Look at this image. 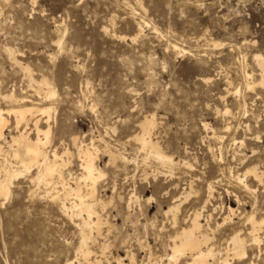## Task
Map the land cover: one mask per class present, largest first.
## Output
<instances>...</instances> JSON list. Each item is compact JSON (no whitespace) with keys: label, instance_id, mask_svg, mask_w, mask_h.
I'll return each instance as SVG.
<instances>
[{"label":"rangeland","instance_id":"obj_1","mask_svg":"<svg viewBox=\"0 0 264 264\" xmlns=\"http://www.w3.org/2000/svg\"><path fill=\"white\" fill-rule=\"evenodd\" d=\"M255 56L264 58V0H0V106L51 108L19 130L6 116L1 145L10 151L22 130L37 140L36 126L50 128L45 149L59 163L41 184L35 165L0 197V264H88L83 233L93 264H168L173 238L197 213L214 238L211 264L235 234L246 239L247 258L229 264H264V232L260 246L248 237L249 216L264 217ZM41 83L55 96L45 98L47 87L39 95ZM152 118L153 141L173 165L141 148V125ZM88 151L102 177L85 198L94 205L91 228L87 213L62 208L75 199L65 200L64 188L87 196ZM21 161L1 159L0 179ZM179 258L193 263L190 253Z\"/></svg>","mask_w":264,"mask_h":264},{"label":"bare ground","instance_id":"obj_2","mask_svg":"<svg viewBox=\"0 0 264 264\" xmlns=\"http://www.w3.org/2000/svg\"><path fill=\"white\" fill-rule=\"evenodd\" d=\"M255 60L261 71V79L259 80L260 82L259 84L264 85V58H262L261 56H255ZM246 76L248 79L251 80L253 75L246 74ZM247 85L249 90L253 89L256 86V81L248 83ZM38 87H39L38 88L39 95H42L41 92H43V90H45L44 88L47 87L46 89L47 92L44 94L45 98L48 97L51 98L55 96V93L49 88V84L41 83ZM3 100H5L8 103H12V102L14 103L16 101V98L14 95H8L5 96ZM50 112H51V108H39L35 106H24L19 108H8V109H2L0 106V160L5 159V157H7L10 154L15 158L22 159L21 165L18 164L17 167L12 168V169L15 168V170L6 169L4 179H0V197L8 196L10 193L12 182L24 176L26 173H30L31 169L35 165H40V167L42 168L41 171L39 169L40 175L38 174L39 176L35 178L39 184L43 183L44 181H48V179L52 177L55 174V172H57V169L59 168V163L57 161L58 155L54 154L55 158L53 157L54 159H50L52 156L49 158L48 152H46L45 149L46 143L51 136L50 128L46 131H42L38 128V126L35 125L38 131L37 140H33L30 138V134H27L28 133L27 129L24 132L22 130V132H19L20 134L18 136L12 138V143L10 142L11 143L10 151H5L4 147L1 145V141L5 140L4 131L10 123L7 118L8 116L14 117L16 123V129L19 130L21 125L25 123L28 124L29 118L34 117L36 114L47 115L50 114ZM155 122L156 120H154V118L146 119L144 121V123L141 125L142 133L140 134V136L138 135L139 137H137L138 141L141 144V148L147 151L149 155L153 156V158H155L159 163H161V165L166 166L171 163L173 165L171 159L166 158L158 149V145L153 141L152 136L153 134H155L154 130L155 127L157 126ZM204 127L207 128L208 126L205 125ZM42 136L43 139L41 138ZM87 155L88 158L83 166L85 170V174L80 179L81 180L80 182H85V184L90 188L87 193V196H83L80 194L82 190L79 187L77 189H72L71 187L64 188L65 200H69L68 196L71 195H74L75 199L74 202L71 203L70 208L67 207L65 203H63L62 208L66 214L73 213L75 215L80 213L78 215L82 216L83 212L87 213L89 221L87 220L84 221V227L86 226V228L87 227L91 228V225L93 223L91 221V217L92 215L95 214L94 205L89 203L88 202L89 200L86 201L85 198L88 196L94 197L97 181L99 180V178L102 177H101V171H99V169L95 164V159L93 157V154L90 151H88ZM255 178L258 180L260 179V176L256 174ZM237 179L241 184H243L244 179H242L240 176ZM244 188L250 190L249 186L247 185L246 187L244 186ZM212 195L213 194L211 192L210 198L212 197ZM174 211H175L174 209H170L168 213H173ZM229 212L230 215L225 217L224 224L227 223L230 220L231 215L234 214V210L229 209ZM200 218L201 215L197 213L195 215L194 220L192 221V224L187 228H182L173 238V246L171 247L172 254L170 253V255H168V259H167L169 261L168 264H174V262H176L178 259L180 260L179 257L187 255V253H190L191 255L193 261L192 264H211L210 260H215L217 255L215 254L216 252L213 245L214 243H212V240L214 238L211 237L212 235H210L208 231L204 232L203 230L204 225L201 224ZM248 222L250 224V232L248 233L249 235L248 237H250L249 242L251 243V245L260 246V243L263 241L261 240V233L264 232V217L260 220H257L254 215H251L248 218ZM87 240L88 237L86 233H83L82 243L79 248L80 257L82 258V261L87 262L88 264H93L90 260L91 251L90 249L87 248ZM231 245L233 246V248L227 251L225 258H222L221 260L219 259L220 260L219 264H229L230 261L228 258L230 256L236 257L239 260H243L247 258V252H246L247 241L246 239L242 238L240 234H235L233 236V238L231 239ZM230 252L231 254H229ZM133 260L134 258L132 257V264L134 262ZM214 262H218V260ZM67 264H75V263L72 261ZM79 264H81V262H79ZM250 264H256V263L252 262Z\"/></svg>","mask_w":264,"mask_h":264}]
</instances>
